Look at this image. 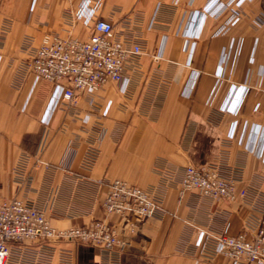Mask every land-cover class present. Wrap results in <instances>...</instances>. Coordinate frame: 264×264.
I'll return each instance as SVG.
<instances>
[{"label":"crops","instance_id":"1","mask_svg":"<svg viewBox=\"0 0 264 264\" xmlns=\"http://www.w3.org/2000/svg\"><path fill=\"white\" fill-rule=\"evenodd\" d=\"M84 1L0 0V199H26L67 229L105 219L109 183L120 179L156 189L163 211L133 233L107 217L125 243L115 263L94 246L51 244L45 255L29 242L8 264H234L199 239L264 222V0L245 1L237 22L229 0H90L94 18L131 30L143 54L127 84L55 104L54 84L24 76L23 65L45 32L88 39L91 24L70 27L63 14ZM210 164L248 195L181 197L184 168Z\"/></svg>","mask_w":264,"mask_h":264},{"label":"built area","instance_id":"2","mask_svg":"<svg viewBox=\"0 0 264 264\" xmlns=\"http://www.w3.org/2000/svg\"><path fill=\"white\" fill-rule=\"evenodd\" d=\"M245 1L229 0L225 4L224 11L230 13V22L240 20ZM63 14L70 27L80 21L91 24L88 39H79L71 31L65 36L45 32L34 46L32 57L23 65L24 76H33L35 82L43 80L54 84L53 102L62 101L69 106H75L77 92L94 94L109 82L127 84V68L143 54L142 44L131 30L118 31L110 21L94 18L95 9L90 0L77 8H65ZM243 93L246 91L241 93V99ZM236 129L237 124L232 137ZM95 156V150L90 152L89 163ZM15 173L20 187L30 183V177L21 168ZM236 183L237 178L219 165H189L183 170L179 194L182 197L187 191H195L204 198L226 201H234L239 196L245 198L248 192L242 190L238 195ZM102 207L105 219L59 229L32 202L18 196L0 199V264H8L15 254H21V248L15 250L14 246L29 242H39L45 255L50 254L51 244L67 242L94 246L107 261L115 263L125 243L107 217L117 215L125 219L133 233L140 222L156 218L163 211L162 196L156 189L133 186L120 179L109 183ZM199 244L212 246L214 254L226 256L234 264H264V222L256 227L246 226L236 235H202Z\"/></svg>","mask_w":264,"mask_h":264}]
</instances>
